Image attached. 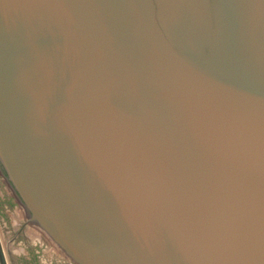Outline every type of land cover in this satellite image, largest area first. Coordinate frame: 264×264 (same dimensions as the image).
Wrapping results in <instances>:
<instances>
[{
    "label": "water",
    "instance_id": "obj_1",
    "mask_svg": "<svg viewBox=\"0 0 264 264\" xmlns=\"http://www.w3.org/2000/svg\"><path fill=\"white\" fill-rule=\"evenodd\" d=\"M0 164L77 264H264V0H0Z\"/></svg>",
    "mask_w": 264,
    "mask_h": 264
},
{
    "label": "rangeland",
    "instance_id": "obj_2",
    "mask_svg": "<svg viewBox=\"0 0 264 264\" xmlns=\"http://www.w3.org/2000/svg\"><path fill=\"white\" fill-rule=\"evenodd\" d=\"M33 226L0 164V236L9 264H77L66 255H58L51 240L34 238L29 233Z\"/></svg>",
    "mask_w": 264,
    "mask_h": 264
},
{
    "label": "bare ground",
    "instance_id": "obj_3",
    "mask_svg": "<svg viewBox=\"0 0 264 264\" xmlns=\"http://www.w3.org/2000/svg\"><path fill=\"white\" fill-rule=\"evenodd\" d=\"M29 230H30L29 233H31L34 238H38L39 240H43V239H46L47 241L50 240L45 234L41 233L42 231L40 232V229H38L36 226L29 228ZM53 246H54V244H53ZM54 247H55V252L58 255H65L56 246H54Z\"/></svg>",
    "mask_w": 264,
    "mask_h": 264
}]
</instances>
